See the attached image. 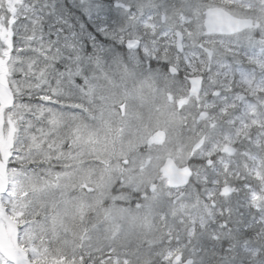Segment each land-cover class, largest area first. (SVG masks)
Masks as SVG:
<instances>
[{
	"label": "snow or ice",
	"instance_id": "1",
	"mask_svg": "<svg viewBox=\"0 0 264 264\" xmlns=\"http://www.w3.org/2000/svg\"><path fill=\"white\" fill-rule=\"evenodd\" d=\"M0 264H264V0H0Z\"/></svg>",
	"mask_w": 264,
	"mask_h": 264
}]
</instances>
